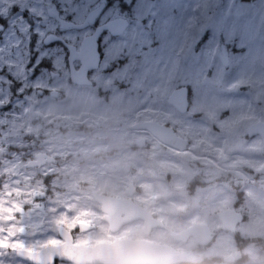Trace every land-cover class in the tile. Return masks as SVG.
<instances>
[{
  "label": "rangeland",
  "instance_id": "rangeland-1",
  "mask_svg": "<svg viewBox=\"0 0 264 264\" xmlns=\"http://www.w3.org/2000/svg\"><path fill=\"white\" fill-rule=\"evenodd\" d=\"M172 2H190L195 12L203 0H148L153 5L151 12L156 13L148 17L153 21V38L159 35L165 20L169 19L165 5ZM216 2L223 13L230 0ZM20 3L21 0H0V9L5 10L0 12V27L7 29L9 21L21 13L28 17L27 9ZM262 4L264 0L251 3L234 0V11L239 8L243 15H228L224 23L235 28V38L240 45L245 42L244 34L255 36L257 43L264 36V13L259 10ZM138 13H142L140 0H132L129 18ZM247 51L237 48L233 63L220 72L189 69L183 57L170 60L157 55L145 61L125 53L128 58L119 62L118 71L108 79H104L103 69L112 63L106 62L105 56L101 69L95 73L105 94L97 98L94 89L64 84L63 103L38 94L44 87L57 84L59 77L51 78L41 86L24 85L22 77L15 78L11 86L0 84V179L32 180L33 172L26 171L22 159L33 154L34 148H42L51 150L61 162L63 158L70 159L68 163H60V168L53 166L54 171L71 173L75 179L113 182V188L107 183L93 190L119 198L124 197L128 184L134 185L137 192L132 200L152 211L157 202L161 203L171 193L166 188L159 193V186L150 187L145 178L139 177L146 171L142 166L134 165L131 167L133 174H126L122 167L130 162L131 152L118 150L130 148L136 139H144L148 147H159L151 137L131 131V126L145 121L165 123L189 141L188 150L181 154L180 192L175 193V204L166 203L167 210L181 213L202 210L210 216L208 222L216 225L213 227L215 239L207 249V255L223 259L233 254V237L220 231L215 217L217 212L238 203V211L245 216V221L236 231L245 237H264V141L247 134L251 124L264 122V53L245 58ZM59 73L64 75L65 68H59ZM18 85H24L23 94L18 92ZM179 87L189 90V110L183 115L167 101L171 92ZM84 96L88 97L89 104L81 106L79 99ZM128 132L130 134L126 135ZM34 135L39 141H34ZM111 150L117 152L112 159L114 164L108 170L97 158ZM194 153L214 154L215 161L197 157ZM222 159H225L224 163ZM206 165L213 168L209 177L207 170H201ZM197 174L201 182L191 185V175ZM219 174L222 181L217 187ZM62 191L61 197L64 196L69 207H76L71 186H63ZM239 193H242L240 199ZM73 211L79 212L78 208Z\"/></svg>",
  "mask_w": 264,
  "mask_h": 264
},
{
  "label": "flooded vegetation",
  "instance_id": "flooded-vegetation-1",
  "mask_svg": "<svg viewBox=\"0 0 264 264\" xmlns=\"http://www.w3.org/2000/svg\"><path fill=\"white\" fill-rule=\"evenodd\" d=\"M84 2L87 3L86 1ZM97 3L106 5L104 12L101 13V18H103L104 13H107L109 10H111L112 13L119 11L122 16H130L132 0H95L94 5ZM30 4L31 0H21L20 6L28 10L30 8ZM24 15L27 18V14ZM100 24L101 19H97L95 23L92 24V27L95 28ZM33 43H35V39L33 40ZM125 53H127V50H125ZM98 54L100 60L99 67L97 70L87 71L86 75L91 85H74L70 81V69L68 63V66L65 68V74L62 75L59 73L58 77L60 80H58L57 84L54 83L52 86L44 87L39 90V96L42 98L50 97V99L63 103L65 99V93L62 89L64 84L71 87L94 89V94L97 98L103 96L105 93L95 79V73L101 69L100 64L106 56L103 47L100 48ZM120 64L121 63H119V65ZM81 68V61H77L76 66L74 67L75 71H80ZM103 71L104 79H108L115 73V71H118V67L115 64H112L104 68ZM125 86L128 87L126 84ZM51 88H57L59 90L57 91ZM79 103L81 106L88 105V97H81L79 99ZM162 125L170 127L165 123H162ZM132 126L131 131H133ZM173 130L176 134L175 129ZM134 132H140L143 136L147 135L151 137L160 146L156 148L148 147L147 142L143 139L144 146L138 147L136 146V143L140 139H136L135 143L130 148L119 149L118 151L121 153L131 152L129 155L130 162L122 167L123 171L126 174L131 175L134 172V168L133 170L131 169L132 166H142L146 169V171L143 172L141 176L139 175V177L145 178L150 187L155 185L159 186V193L164 188H166L168 193H171V196L162 200L161 203L157 202V207H154L152 211H149L158 224L152 227L147 235L144 233L146 226L144 220L128 222L121 226L117 231L110 230L108 223L105 221L106 214L101 210L102 205L95 201L93 193L103 194L106 196L111 195L110 193L106 194L93 189L99 188L100 185L105 186L107 183L111 186V188H113V182L104 180L101 183L99 180L94 178L88 180L75 179L74 175H70L71 173L61 174L62 172L59 169H55L54 171L52 169L53 166L59 167L58 165L60 163H68L70 159L63 158L61 162L51 150L34 148L33 154L29 153L22 159L26 171L33 172L32 180L0 179V264H77L75 262L59 258L56 251H53L51 254L41 255L38 258V261L35 260L32 262L20 258L17 252L19 250H23L36 254L45 248H59L63 247V245H65V248L69 250L71 246L74 247L82 245L93 247L97 244L113 243L117 240L124 239L133 241L147 240L152 243L170 246L178 252L192 253L203 259L202 262L196 264H264V237L256 236L254 238H250L241 236L237 231L233 233L224 232L217 217V213L221 211L215 214L217 224L219 225L221 232L232 235L235 252L225 256L223 259L207 255L206 251L215 239V231L213 230V227L216 225H211V223L208 222L207 219L210 216L203 213L202 210H198L197 212L194 211V213L171 211L167 210L166 205V203L175 204V193L180 192L179 185L182 178L180 164L181 154L188 150L189 141L185 139L188 142V146L184 151H180L166 146L148 132ZM55 134H58V130H55ZM129 134L130 132L126 135ZM38 138L39 137H37V135H34L33 139L34 141H39ZM206 149L210 151L212 148ZM208 150H206V152ZM116 152L117 150H111L108 154L97 159H101L104 163L105 169L109 170L112 167L111 165L114 164L112 159L116 156ZM138 152H142V154H139ZM194 155L205 158L208 161H215L214 157H212L214 154L206 153L200 155V153H194ZM30 161L35 162V166L32 168L27 167V164ZM221 161L224 163L225 159H222ZM125 167L128 168L127 171ZM44 169L47 170L44 171ZM201 170H207L208 173L206 176L208 177L213 173V168L210 165L202 167ZM97 174L98 171L96 169V176ZM221 177L222 175L219 174V181L216 182L217 187L222 181ZM191 179V185L201 182L199 174L191 175ZM67 185L72 188L76 207H69V204L64 199V196L61 197V194L63 193L62 187ZM129 185L131 184H128V186ZM187 188H190V186H187ZM136 192L137 189L134 186V194ZM151 195L153 196V194ZM241 196L242 193H239V199ZM125 197L126 196L124 194V197L122 198ZM153 197L158 198L155 196ZM59 202H61V204ZM237 205L238 203H235L232 208L227 209H234L236 212L241 213L238 211ZM76 208H78L79 212L73 211V209ZM173 208H175V206ZM199 215L200 218H197ZM76 218L79 219L76 220ZM244 221L245 216L243 215L242 222ZM80 224H85L87 226H91L92 228L88 230H81L84 229V227H80ZM195 224H204L207 226L209 231L212 232L213 240L208 246L199 245L193 237H189L185 241L177 238L181 232L191 228ZM60 231L67 232L69 235L65 233L66 236L62 237L60 236ZM4 245H6V247ZM226 245L228 246V243H226ZM245 250H247V253H245ZM227 258H230L231 260L227 261Z\"/></svg>",
  "mask_w": 264,
  "mask_h": 264
},
{
  "label": "snow or ice",
  "instance_id": "snow-or-ice-1",
  "mask_svg": "<svg viewBox=\"0 0 264 264\" xmlns=\"http://www.w3.org/2000/svg\"><path fill=\"white\" fill-rule=\"evenodd\" d=\"M105 7L94 5V0H31L27 18L21 13L9 21L7 29L0 27V84L11 86L15 78L22 77L24 85H44L59 76V68H66L69 62L75 67L77 61L94 58L101 47L106 62L117 67L128 58L127 50L129 56L145 61L157 55L170 60L183 57L189 69L203 68L208 72H220L233 63L237 48L248 50L245 58L264 53V36L257 43L255 36L244 34L245 42L240 45L235 28L225 25L228 15H243L239 8L234 11V0L223 13L216 0H203L195 12L190 2L168 3L165 9L169 19L156 38L153 21L148 18L156 13L151 12L153 5L148 0H140L142 13L132 18L111 10L101 18ZM259 10L264 13V4ZM97 19L101 24L93 28ZM24 85H18L20 94Z\"/></svg>",
  "mask_w": 264,
  "mask_h": 264
},
{
  "label": "water",
  "instance_id": "water-1",
  "mask_svg": "<svg viewBox=\"0 0 264 264\" xmlns=\"http://www.w3.org/2000/svg\"><path fill=\"white\" fill-rule=\"evenodd\" d=\"M99 54H94V58L83 61L80 71H75L72 62H69L70 80L72 83L89 86L90 81L87 79V71L96 70L99 67ZM98 65V66H97ZM168 102L181 114H185L189 108L188 89L181 87L175 89L169 96ZM133 131H142L150 133L154 138L161 141L168 147L184 151L188 142L181 137H178L174 130L165 125L159 124L156 121L138 122L132 126ZM250 137L259 136L264 141V122H256L250 125L247 130ZM136 146L143 147L144 140L137 141ZM35 162L30 161L27 167L32 168ZM126 171L128 170L125 167ZM134 194V186L129 185L125 190V198L111 197L103 194L93 193L95 201L102 205V212L106 214L105 221L111 231H117L124 224L144 220L146 226L144 229L147 235L150 229L158 224V222L151 216L148 210L136 204L132 199ZM218 220L221 223L222 230L225 232H235L236 227L243 221L241 213L234 209H226L217 213ZM84 227L81 230L91 229V226L80 224ZM65 233L60 231V236L65 237ZM68 234V233H67ZM69 235V234H68ZM189 237H193L201 246H208L213 239L212 232L209 231L204 224H195L191 228L181 232L177 238L185 241ZM53 251L57 252L59 258L68 261L83 264H178V263H200L202 258L192 253L178 252L173 248L163 244L152 243L147 240L133 241V240H117L113 243H101L93 247L74 246L69 250L63 247L59 248H45L36 254L32 252L19 250L17 252L20 258L29 261H38V258L44 254H51ZM230 261V258L226 259Z\"/></svg>",
  "mask_w": 264,
  "mask_h": 264
},
{
  "label": "trees",
  "instance_id": "trees-1",
  "mask_svg": "<svg viewBox=\"0 0 264 264\" xmlns=\"http://www.w3.org/2000/svg\"><path fill=\"white\" fill-rule=\"evenodd\" d=\"M242 2L251 3L253 0H241Z\"/></svg>",
  "mask_w": 264,
  "mask_h": 264
}]
</instances>
